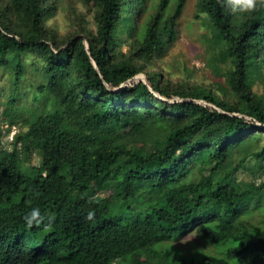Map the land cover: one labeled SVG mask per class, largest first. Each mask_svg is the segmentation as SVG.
Instances as JSON below:
<instances>
[{"label": "trees", "instance_id": "trees-1", "mask_svg": "<svg viewBox=\"0 0 264 264\" xmlns=\"http://www.w3.org/2000/svg\"><path fill=\"white\" fill-rule=\"evenodd\" d=\"M83 4L95 30L59 41L43 25L57 0H0V116L23 124L0 147V264H174L158 244L193 229L232 245L180 264H264V219L244 217L264 199V0L247 14L198 0L225 53L223 97L147 69L185 0ZM139 73L148 85L125 84ZM247 160L258 181L236 179ZM33 207L45 220L28 227Z\"/></svg>", "mask_w": 264, "mask_h": 264}, {"label": "rangeland", "instance_id": "rangeland-1", "mask_svg": "<svg viewBox=\"0 0 264 264\" xmlns=\"http://www.w3.org/2000/svg\"><path fill=\"white\" fill-rule=\"evenodd\" d=\"M198 0H185V5L176 20L174 29V40L166 47L165 52L156 59L152 64H147L148 71L162 72L164 75V84L166 81L175 86L181 85H200L219 93L222 97L221 87L226 77L227 62L222 60L224 51L220 50L217 42L212 40L213 30L207 18L197 10ZM146 14L143 10L138 15L140 23ZM51 21L48 24L47 21ZM48 34H54L59 41H66L69 36L76 33L82 26L87 29L95 30V24L92 17V10L83 4V0H57V8L54 14L49 17L43 24ZM127 39V37L125 38ZM127 42V41H124ZM122 43V42H121ZM122 50H126L128 45L122 43ZM66 45L63 44L62 47ZM33 59L27 67L32 66V61H36L34 55L30 54ZM7 70L0 68V94L1 89L8 86L6 79ZM27 79L36 81V74L31 70L27 73ZM137 80L145 81L148 85L146 73H139L125 84ZM166 80V81H165ZM253 91L261 93L262 87L259 82L252 86ZM155 96L160 97L156 92ZM3 95L0 100H3ZM170 100L180 99L172 96ZM0 147L9 149L10 136L22 128V122L12 123L9 116H0ZM38 154H33L30 164L38 165ZM228 168L233 164H228ZM254 160H247L245 166L236 168V179L241 182L250 180L258 181V173ZM245 218L256 224H262L264 219V199L258 207L245 211ZM232 242L228 239L219 243L211 244L207 239L202 238L198 229H193L179 240L163 241L158 244L159 250L168 253L169 262L180 264L184 262L198 261L206 254H219Z\"/></svg>", "mask_w": 264, "mask_h": 264}, {"label": "clouds", "instance_id": "clouds-1", "mask_svg": "<svg viewBox=\"0 0 264 264\" xmlns=\"http://www.w3.org/2000/svg\"><path fill=\"white\" fill-rule=\"evenodd\" d=\"M224 6L231 13L238 14H247L254 10L256 7V0H224ZM48 24H51V21H47ZM33 57L28 54L25 58V63H29ZM92 212L88 213V218H91ZM24 223L28 227H32L35 225H40L44 220L45 216L41 214L40 209L38 207H33L29 209L22 217ZM51 220V217H48Z\"/></svg>", "mask_w": 264, "mask_h": 264}, {"label": "built area", "instance_id": "built-area-1", "mask_svg": "<svg viewBox=\"0 0 264 264\" xmlns=\"http://www.w3.org/2000/svg\"><path fill=\"white\" fill-rule=\"evenodd\" d=\"M10 139H12V135L10 136Z\"/></svg>", "mask_w": 264, "mask_h": 264}, {"label": "water", "instance_id": "water-1", "mask_svg": "<svg viewBox=\"0 0 264 264\" xmlns=\"http://www.w3.org/2000/svg\"><path fill=\"white\" fill-rule=\"evenodd\" d=\"M96 66V64H94ZM128 82V81H127ZM145 82V81H144ZM126 83V82H125Z\"/></svg>", "mask_w": 264, "mask_h": 264}]
</instances>
